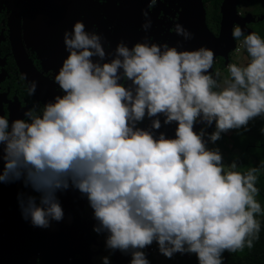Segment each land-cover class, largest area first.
I'll list each match as a JSON object with an SVG mask.
<instances>
[{
    "label": "flooded vegetation",
    "instance_id": "obj_1",
    "mask_svg": "<svg viewBox=\"0 0 264 264\" xmlns=\"http://www.w3.org/2000/svg\"><path fill=\"white\" fill-rule=\"evenodd\" d=\"M184 1L148 0L133 39L131 56L102 122L88 171L85 169L78 188V184H68L71 180L65 178L69 172L67 155L73 143L70 121L82 114L95 87L126 0H0V150H7V145L17 149L31 144L42 157L40 176L25 208L30 212L24 221L20 219L14 231L15 258L6 260L5 264H46L47 260V264H100L102 261L116 264L118 250H125L136 239L139 230L134 228L110 232L88 230L90 215L100 204V196L113 192L116 195L123 186L125 189L133 186L130 181L124 184L122 180L128 169V150L146 120L164 73L163 60L157 61L152 47L166 43L175 33ZM201 3L207 30L215 40L223 36L229 41L228 54L226 59L215 58L191 106L190 121L192 115L194 120L190 124L198 118L199 110L202 111L204 121L197 137L206 140V145H200L194 153V143L188 141L182 149L169 187V201L171 213L176 214L204 207L212 198L203 208V215L194 216L204 219L212 202L219 197V190L210 184L201 196L204 201L200 207L181 208L193 187L184 178H196L194 171L187 168L189 164L197 171L199 164L214 172L227 190L233 189L237 209L255 205L261 209L250 185V175L237 159L230 161V153L239 158V152L232 150L230 137L234 131L229 128L231 122L222 118L220 107L224 106L223 96L230 99L233 75L250 74L254 83L264 75V70L245 56L246 49L253 47L264 53V0H201ZM41 40L46 41L43 46ZM50 42L54 44L50 46ZM23 67L27 68L29 78ZM142 98L144 109L138 112ZM219 144L227 152H222ZM182 153L189 159L181 160ZM248 160L262 172L257 159ZM234 164L239 166L241 174H233L226 185L222 170L228 171ZM64 180L68 189L63 193L66 200L62 207L59 195ZM236 184L238 189L234 187ZM194 189L198 191L196 186ZM237 190L246 202L244 205L238 204ZM14 208L24 207L16 204ZM55 209H74L75 214L71 222L63 223L65 231L57 243L46 247L45 234ZM188 231L194 232L190 241ZM165 232L172 250L183 252L188 260L198 255L195 251L198 246L188 252L197 237L190 218L180 217L174 226L166 224ZM147 246L144 243L142 248ZM144 249L125 256L127 262L183 264L182 256L170 255L159 242L149 244L148 253Z\"/></svg>",
    "mask_w": 264,
    "mask_h": 264
},
{
    "label": "water",
    "instance_id": "obj_2",
    "mask_svg": "<svg viewBox=\"0 0 264 264\" xmlns=\"http://www.w3.org/2000/svg\"><path fill=\"white\" fill-rule=\"evenodd\" d=\"M147 2L148 0H126L123 15L108 43L106 62L98 74L95 87L82 114L70 121L73 143L67 155L69 172L65 178L71 180L68 184H78L79 188V180H83L85 169L88 171L102 122L111 106L125 64L131 56L133 39ZM44 42L46 43L41 40L40 45L43 46ZM228 43L223 36L215 40L207 30L201 0H185L175 33L166 43L152 47L157 61L163 60L164 73L146 120L139 127L137 139L128 150L129 164L122 180L124 184L130 181L133 186L129 189L123 186L116 195L113 192L100 196V204L90 215L89 221L88 230H139L136 239L126 245L125 250H118L116 264H129L126 257L144 249V243L148 245L144 249L148 253L152 242L161 243L170 255H179L184 261L188 260L183 252L172 250L168 244L165 225L174 226L175 220L180 217L203 215V208L211 203L212 198L204 207L172 214L169 187L186 143H194V153L200 145H206V140L202 141L197 137L204 121L202 111L199 110L198 118L190 124V109L215 58H227ZM53 44L54 42H50L49 45ZM23 70L29 78L27 68L23 67ZM146 95L145 92L144 98ZM143 100L142 98L138 102V112L144 109ZM134 123L135 121L131 127ZM10 148L7 145V150H0V264L15 258L16 244L12 240L14 231L20 219L24 221L30 212V209L25 208L38 182L42 159L39 150L31 144L17 149ZM67 189L68 185L64 180L62 193L59 195L62 207L66 200L63 193ZM16 204H21L24 208L15 209ZM5 206L10 209H5ZM74 214V209H55L45 234L46 247L57 243L61 232L65 231L63 223L71 222Z\"/></svg>",
    "mask_w": 264,
    "mask_h": 264
},
{
    "label": "trees",
    "instance_id": "obj_3",
    "mask_svg": "<svg viewBox=\"0 0 264 264\" xmlns=\"http://www.w3.org/2000/svg\"><path fill=\"white\" fill-rule=\"evenodd\" d=\"M257 51L255 47L247 48L245 56L264 70V53ZM233 77L230 99L220 107L222 118L231 122L229 128L234 133L230 144L232 150L239 152V158L230 154L250 175V185L259 203L264 204V173H259L248 160L250 157L257 159L259 166L264 163V75L255 83L250 74L242 76L238 73ZM218 146L222 152H227L226 148ZM186 158L189 156L182 153L180 159L185 161ZM197 167L198 171L190 168V164L187 167L194 171L196 178H184V182L193 187L181 208L200 207L204 201L201 196L210 184L219 190V197L210 205L206 218H190L197 237L188 252L198 246L195 250L198 255L191 256L183 264H223L224 261L225 264H264V209L257 205L256 208L237 209L232 193L222 185V180L201 165L197 164ZM194 186L198 191L195 192ZM171 240L174 242L175 237Z\"/></svg>",
    "mask_w": 264,
    "mask_h": 264
},
{
    "label": "rangeland",
    "instance_id": "obj_4",
    "mask_svg": "<svg viewBox=\"0 0 264 264\" xmlns=\"http://www.w3.org/2000/svg\"><path fill=\"white\" fill-rule=\"evenodd\" d=\"M238 60H241V59L238 58ZM247 64H249V63H247ZM239 69L241 71L244 70L242 67L239 68ZM228 100H229V97L227 95L223 96V102H222V104L223 105H226L227 102H228ZM211 151L214 152L215 149L212 148ZM235 160H236V158H233V157L230 156L231 163L234 162ZM261 171H262L261 174H263L264 173V163H263V166H261ZM222 172L224 173V175H222L221 177H222V179H223V181L225 182L226 185H227V181H229V179H230L229 177H232L233 174H235V173L241 174V170H240L239 166L238 165H235V164L232 165V168L230 170L228 168V171L227 170H222ZM234 187H235V189H238V185L237 184ZM231 192H233V189L231 190ZM234 194H236V192ZM237 194L239 195L238 190H237ZM245 203L246 202L243 199V197H240V195H239V197H238V204L241 206V205H244ZM261 209H264V204H261ZM186 225L189 226V224H187V223H186ZM193 234H194L193 231H188V237H189L188 238V241L191 240V238L193 237ZM104 262L106 263V261H102V262H100V264H104Z\"/></svg>",
    "mask_w": 264,
    "mask_h": 264
},
{
    "label": "built area",
    "instance_id": "obj_5",
    "mask_svg": "<svg viewBox=\"0 0 264 264\" xmlns=\"http://www.w3.org/2000/svg\"><path fill=\"white\" fill-rule=\"evenodd\" d=\"M193 120H194V116L192 115V116H191V121H193Z\"/></svg>",
    "mask_w": 264,
    "mask_h": 264
}]
</instances>
